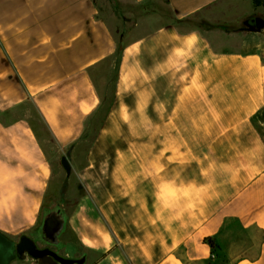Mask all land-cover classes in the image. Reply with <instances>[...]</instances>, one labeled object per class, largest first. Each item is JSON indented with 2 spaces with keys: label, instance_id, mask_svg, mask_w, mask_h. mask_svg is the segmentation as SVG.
I'll use <instances>...</instances> for the list:
<instances>
[{
  "label": "crops",
  "instance_id": "1",
  "mask_svg": "<svg viewBox=\"0 0 264 264\" xmlns=\"http://www.w3.org/2000/svg\"><path fill=\"white\" fill-rule=\"evenodd\" d=\"M164 1L173 23L118 55L96 0H0V228L42 214V239L83 264H264V36L214 41L188 20L225 0ZM116 57L106 99L93 72ZM29 100L70 159L108 106L70 215L34 128L12 118Z\"/></svg>",
  "mask_w": 264,
  "mask_h": 264
},
{
  "label": "rangeland",
  "instance_id": "2",
  "mask_svg": "<svg viewBox=\"0 0 264 264\" xmlns=\"http://www.w3.org/2000/svg\"><path fill=\"white\" fill-rule=\"evenodd\" d=\"M96 3L100 15L105 19V23L121 49L142 39L152 29L165 27L173 23L174 20L164 0H155L148 5H139L135 3V0H96ZM189 25L188 29L207 34L214 41L219 40L218 32L220 31L227 35L260 32L264 36V0H225L222 4L206 10L201 19H195ZM117 63L118 58L116 57L95 68L93 72L96 84L106 99L111 98ZM107 107L104 106L86 122V132L69 159L72 167L71 172H67L62 163L63 159L68 156L67 150L59 148L48 127L42 121V116L34 101L29 100L22 104L19 109H16L14 115L16 118L12 116L13 119L19 117L27 119L34 128L53 166L55 181L51 190L57 195L51 199V202L53 199L58 201L69 215L79 201L84 199L87 201V193L76 174L79 169L85 166L89 144L96 135L100 123L104 120ZM256 123L264 136V111L256 118ZM48 210L49 208L46 207L43 216H50ZM0 231L16 242H20L24 235L33 237L39 249H42V242H46L50 247L49 250L55 253L53 238L42 239V214L35 229L11 226L9 228L2 227ZM12 264L36 263L32 259H28V261L16 260Z\"/></svg>",
  "mask_w": 264,
  "mask_h": 264
},
{
  "label": "water",
  "instance_id": "3",
  "mask_svg": "<svg viewBox=\"0 0 264 264\" xmlns=\"http://www.w3.org/2000/svg\"><path fill=\"white\" fill-rule=\"evenodd\" d=\"M70 154L62 161L67 172L72 171L70 165ZM50 250H40L36 242L30 237L24 235L20 242H16L8 235L0 231V264H12L16 260L28 261L33 259L36 264H83L84 260H70L58 263L52 258Z\"/></svg>",
  "mask_w": 264,
  "mask_h": 264
},
{
  "label": "trees",
  "instance_id": "4",
  "mask_svg": "<svg viewBox=\"0 0 264 264\" xmlns=\"http://www.w3.org/2000/svg\"><path fill=\"white\" fill-rule=\"evenodd\" d=\"M255 1V0H254ZM188 21H190V22H192L193 20L191 19V20H188ZM120 51H121V48H120V50L118 51V55L120 54ZM206 243H208L212 248H216V244H215V240L213 239V238H208L207 240H206Z\"/></svg>",
  "mask_w": 264,
  "mask_h": 264
},
{
  "label": "flooded vegetation",
  "instance_id": "5",
  "mask_svg": "<svg viewBox=\"0 0 264 264\" xmlns=\"http://www.w3.org/2000/svg\"><path fill=\"white\" fill-rule=\"evenodd\" d=\"M40 250H49V249H40ZM51 251V250H50ZM52 252V251H51ZM52 253H54V252H52ZM52 258L54 259V260H56L58 263H61L62 261H70V260H65V259H63V258H61V257H59L57 254H55L54 253V255H52ZM33 260V259H32ZM34 261V260H33ZM34 263H36L35 261H34Z\"/></svg>",
  "mask_w": 264,
  "mask_h": 264
}]
</instances>
